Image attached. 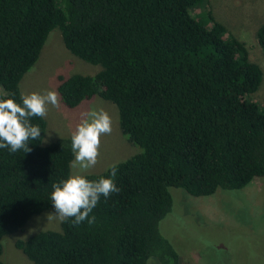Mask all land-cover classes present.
I'll use <instances>...</instances> for the list:
<instances>
[{"label":"trees","instance_id":"1","mask_svg":"<svg viewBox=\"0 0 264 264\" xmlns=\"http://www.w3.org/2000/svg\"><path fill=\"white\" fill-rule=\"evenodd\" d=\"M57 27L73 54L102 66L59 76L62 101H112L141 151L115 163L120 191L101 196L94 223L70 218L17 247L35 264H149L154 256L181 264L160 229L173 209L170 189L199 197L264 177V104L252 99L263 69L210 0H0V98L22 103L20 82ZM257 38L264 53V23ZM31 123L41 137L30 152L0 148V256L3 237L53 208V183L71 174V137L43 145L46 119Z\"/></svg>","mask_w":264,"mask_h":264},{"label":"rangeland","instance_id":"2","mask_svg":"<svg viewBox=\"0 0 264 264\" xmlns=\"http://www.w3.org/2000/svg\"><path fill=\"white\" fill-rule=\"evenodd\" d=\"M210 3L217 19L246 43L250 59L264 72V53L257 38V31L264 23V0H210ZM101 69V65L73 54L65 46L62 31L57 27L50 32L36 64L22 78L20 88L22 94L58 92L59 76L95 75ZM252 99L264 104V78ZM59 100V108L49 105L43 145L71 137L81 114L92 108H103L112 119L111 134L101 137L98 162L85 175L102 173L110 165L141 151L122 132L118 108L112 101L95 95L70 108L60 94ZM79 171L71 167V174ZM170 190L173 209L161 221L160 229L179 252L181 264H264V177L255 178L242 189H219L214 194L199 197L183 188ZM50 213H55L54 207L33 216L24 227L3 237L0 258L4 264H35L16 242L40 231L61 230L62 222L47 219ZM161 263L154 256L149 264Z\"/></svg>","mask_w":264,"mask_h":264},{"label":"clouds","instance_id":"3","mask_svg":"<svg viewBox=\"0 0 264 264\" xmlns=\"http://www.w3.org/2000/svg\"><path fill=\"white\" fill-rule=\"evenodd\" d=\"M22 103L13 98H0V148H8L10 152L23 150L24 153L32 149L28 147L30 141L41 137V129L31 123V118H45L49 105L60 107L59 94L55 90L45 93L31 92L21 96ZM112 132V119L103 108H92L81 114V119L71 132V150L74 159L71 161L73 169L80 171L70 174L58 183H53L50 196L54 214H47V219L60 222L71 218L74 225L87 220L89 224L95 222L90 213L97 206L101 196L107 198L112 193L120 191L115 183L117 165H110V176L90 180L84 173L93 168L100 155L101 137Z\"/></svg>","mask_w":264,"mask_h":264}]
</instances>
